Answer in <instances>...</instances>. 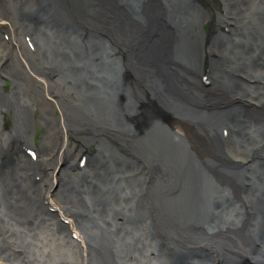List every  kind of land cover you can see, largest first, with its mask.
<instances>
[{"label":"bare ground","instance_id":"6f19581e","mask_svg":"<svg viewBox=\"0 0 264 264\" xmlns=\"http://www.w3.org/2000/svg\"><path fill=\"white\" fill-rule=\"evenodd\" d=\"M221 1L225 14L206 0H0V264H264V159L248 195L250 215L232 193L212 200L219 185L236 188L238 173L219 176L210 122L223 119L234 96L247 108L234 120L237 142L226 148L240 157L263 144L264 85L241 82L245 75L230 67L249 61L250 72L264 73V0ZM40 5L33 24L27 13ZM79 19L124 49L75 30ZM231 23L224 47L233 51L224 52L226 67L219 52L208 77L197 44L203 49L216 39L213 30ZM49 69L57 73L47 76ZM188 76L192 90L182 87ZM3 77L14 82L9 89ZM22 142L36 161L11 155ZM91 144L88 175H80L76 165ZM193 151L198 167L186 160ZM144 155L150 182L140 173ZM213 209L219 218L205 222ZM160 212L173 223L162 224ZM159 224L172 232V249L159 244Z\"/></svg>","mask_w":264,"mask_h":264},{"label":"flooded vegetation","instance_id":"af4514ba","mask_svg":"<svg viewBox=\"0 0 264 264\" xmlns=\"http://www.w3.org/2000/svg\"><path fill=\"white\" fill-rule=\"evenodd\" d=\"M207 8L208 9H211L212 10V7L210 6V5H208L207 6ZM209 28V27H208ZM214 33V32H213ZM111 37V36H110ZM115 38H113L114 39V41H112V43H110V42H107V41H104V43L105 44H107V46L109 45L110 47H112L113 49H115V47L117 46L119 49H124V48H122L121 47V45L119 44V42H118V40H117V38H116V36H114ZM116 41V42H115ZM114 42H115V44L116 45H113L114 44ZM115 50H117V49H115ZM118 51V50H117ZM198 66V65H197ZM193 75V74H192ZM191 75V76H192ZM191 76H188L187 78H188V80H187V78L185 79L186 81H185V85L183 86L182 85V87L185 89V90H188V89H191L192 90V88L189 86L190 84H191V86H193L194 85V76L193 77H191ZM110 83V80L109 81H107V84H109ZM198 84H196L197 86H200L199 85V81L197 82ZM189 84V85H188ZM5 87V86H4ZM6 88V87H5ZM6 89H8V88H6ZM180 92H181V89L179 90ZM179 95H180V93H179ZM200 110V109H199ZM179 112V111H178ZM202 112H203V110H202ZM173 115H177V113H174ZM188 115H190V112L188 113ZM60 115H59V113H58V115H57V117H59ZM191 116V115H190ZM203 116V115H202ZM201 116V117H202ZM192 121V120H191ZM195 121V120H194ZM199 135H201L202 136V138L204 137V134H199ZM110 141H112V139H109ZM203 140L205 141V138H203ZM127 148H124L123 150H122V153L124 152V154L125 153H127ZM75 164V163H74ZM69 167H73V168H75V166L73 165V163H71L70 165H68ZM130 166H132V165H130ZM147 168V166L145 165V155H144V159L142 158V164H141V167H140V169L142 170L140 173H142V175H143V179L145 180V181H147V182H150V180H151V178H149L148 177V175H149V173H150V166H149V169L146 171V170H143V168ZM202 167H206V165H204V166H202Z\"/></svg>","mask_w":264,"mask_h":264},{"label":"rangeland","instance_id":"374dc122","mask_svg":"<svg viewBox=\"0 0 264 264\" xmlns=\"http://www.w3.org/2000/svg\"><path fill=\"white\" fill-rule=\"evenodd\" d=\"M210 3H211V7L216 9L217 5L215 4V2H213L212 0H210ZM217 9H218V8H217ZM18 66H19V65H18ZM163 66H165V65H163ZM198 81H199V79H198ZM12 83H14V82H12ZM12 83L8 82V83H4V84H5V87L9 89V86H10ZM188 85H189V84H188ZM199 85L202 86V84L200 83V81H199ZM179 108H180V107H179ZM56 115H58V113H56ZM59 115H60V114H59ZM7 119H8V120H6V125L10 123V118H7ZM8 121H9V123H8ZM43 131H44V128H38V129L35 131V134L33 135V136H34V142H37V139H38V142H39V138L42 136L41 133H42ZM58 133H59V135H61V134H60V131L57 132V134H58ZM39 135H40V136H39ZM27 142H28V141H27ZM87 147L90 148L91 150H92V149H96V146H94V145H92V144H91V146H87ZM87 147H85V148H87ZM127 151H128V150H127ZM71 172H73V171H71Z\"/></svg>","mask_w":264,"mask_h":264},{"label":"water","instance_id":"95a60500","mask_svg":"<svg viewBox=\"0 0 264 264\" xmlns=\"http://www.w3.org/2000/svg\"><path fill=\"white\" fill-rule=\"evenodd\" d=\"M120 1V0H119ZM98 2H99V0H98ZM120 5V4H119ZM126 9L127 10H130V11H133V8H132V5H127L126 6ZM227 192V191H226Z\"/></svg>","mask_w":264,"mask_h":264}]
</instances>
